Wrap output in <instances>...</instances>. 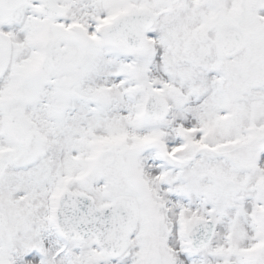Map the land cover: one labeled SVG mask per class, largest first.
<instances>
[{"label": "snow or ice", "instance_id": "snow-or-ice-1", "mask_svg": "<svg viewBox=\"0 0 264 264\" xmlns=\"http://www.w3.org/2000/svg\"><path fill=\"white\" fill-rule=\"evenodd\" d=\"M0 264H264V0H0Z\"/></svg>", "mask_w": 264, "mask_h": 264}]
</instances>
